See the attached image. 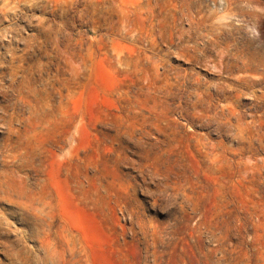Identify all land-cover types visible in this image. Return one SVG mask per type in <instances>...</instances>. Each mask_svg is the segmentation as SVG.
Wrapping results in <instances>:
<instances>
[{"label": "rangeland", "instance_id": "obj_1", "mask_svg": "<svg viewBox=\"0 0 264 264\" xmlns=\"http://www.w3.org/2000/svg\"><path fill=\"white\" fill-rule=\"evenodd\" d=\"M0 264H264V0H0Z\"/></svg>", "mask_w": 264, "mask_h": 264}]
</instances>
